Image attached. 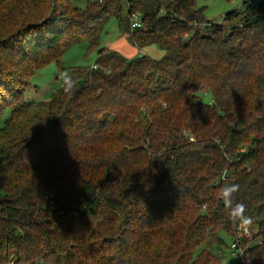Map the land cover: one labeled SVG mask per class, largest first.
<instances>
[{"label": "trees", "instance_id": "16d2710c", "mask_svg": "<svg viewBox=\"0 0 264 264\" xmlns=\"http://www.w3.org/2000/svg\"><path fill=\"white\" fill-rule=\"evenodd\" d=\"M79 1L0 0V264H223L221 233L264 264V0L222 22L196 0ZM111 16L164 57L111 52L25 98L69 46L99 49Z\"/></svg>", "mask_w": 264, "mask_h": 264}, {"label": "rangeland", "instance_id": "374dc122", "mask_svg": "<svg viewBox=\"0 0 264 264\" xmlns=\"http://www.w3.org/2000/svg\"><path fill=\"white\" fill-rule=\"evenodd\" d=\"M244 1L246 0H196V4L198 7L204 8V14L208 19L222 22L226 12L239 8ZM247 1L257 4L262 0ZM122 2L126 8V0H122ZM78 4L84 7L85 0H80ZM98 48L106 49V52L99 53V49L89 50L87 42L69 46L59 63L52 61L34 72L30 80L31 86L25 92V98L33 102L49 100L53 89L62 85L68 68L75 66L92 67L96 65L98 59L106 57L111 52L118 53L127 59H136L145 55L160 60L165 54L156 44H151L139 50L132 42L130 35L121 31L118 19L115 16H111L106 22ZM199 96L205 103L212 102V94L209 90L201 92ZM221 235L225 241L223 264H238V254L241 255V249L232 247L233 242L229 235L225 233H221ZM251 242H244L245 247L250 245Z\"/></svg>", "mask_w": 264, "mask_h": 264}, {"label": "clouds", "instance_id": "9594fccd", "mask_svg": "<svg viewBox=\"0 0 264 264\" xmlns=\"http://www.w3.org/2000/svg\"><path fill=\"white\" fill-rule=\"evenodd\" d=\"M240 190V185L237 183H228L222 186L220 189L221 199H223L226 205L229 207L230 213L235 212V215H231V219L234 223H241L244 225H250L252 218L243 214L245 206L242 203H234L235 195Z\"/></svg>", "mask_w": 264, "mask_h": 264}, {"label": "built area", "instance_id": "2783aa9c", "mask_svg": "<svg viewBox=\"0 0 264 264\" xmlns=\"http://www.w3.org/2000/svg\"><path fill=\"white\" fill-rule=\"evenodd\" d=\"M131 25L132 27L140 26V16L138 13H134L131 15ZM93 67L97 68L96 65H94ZM255 233V229L248 225L239 224L237 227V237L239 239H247L252 241L254 240ZM237 245L238 243H233L232 247L235 249Z\"/></svg>", "mask_w": 264, "mask_h": 264}]
</instances>
